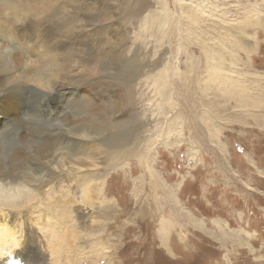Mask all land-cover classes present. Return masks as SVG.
Wrapping results in <instances>:
<instances>
[{
  "label": "rangeland",
  "instance_id": "rangeland-1",
  "mask_svg": "<svg viewBox=\"0 0 264 264\" xmlns=\"http://www.w3.org/2000/svg\"><path fill=\"white\" fill-rule=\"evenodd\" d=\"M72 6L58 18L73 10L85 19L101 12L111 18L83 35L55 20L50 30L41 25L67 66L56 82L82 90L63 104L61 117L82 119L89 100L110 141L90 157L94 168L57 181L72 184L79 258L88 264H264V0H73ZM165 13L167 25L149 23ZM214 51L218 56L207 55ZM162 75L166 86L159 91ZM32 96L28 85L23 128L44 132L53 121L32 117ZM21 132L14 126L0 136L1 159L25 152ZM79 184L102 189L103 196L81 202Z\"/></svg>",
  "mask_w": 264,
  "mask_h": 264
},
{
  "label": "bare ground",
  "instance_id": "bare-ground-1",
  "mask_svg": "<svg viewBox=\"0 0 264 264\" xmlns=\"http://www.w3.org/2000/svg\"><path fill=\"white\" fill-rule=\"evenodd\" d=\"M72 1L0 0V136L7 129L19 126L22 130L19 139L25 147L24 153L15 151L7 161L0 158V264H88L85 258H79L77 220L74 211H70L72 184L56 185L64 177L94 168L90 157L94 153L96 156L100 148L109 149L110 141L104 135L105 126L94 120L96 115L89 100L83 103L82 119L72 120V123L67 117H61L59 111H64L63 104L82 90L65 88L56 82L67 72V66L47 42V33L42 31L41 25L47 23L49 30L56 22L72 25L73 34L83 35L85 28L89 32L105 28L111 24V18L101 12L95 18L85 19L74 10L71 11L73 16L66 20L58 18L61 11L69 12ZM72 7L75 9L76 5ZM188 14L190 25L195 26L198 17L192 11ZM148 19L150 24L163 27L167 25L168 14ZM218 39L222 43L226 40ZM200 45L203 48L202 42ZM211 48L205 46L207 52ZM207 55L218 56L215 51ZM214 67L216 70L211 69L210 73L217 77L221 69L218 65ZM92 70L97 72L98 64L93 65ZM166 80L162 75L159 91H164ZM28 85L33 92L35 113L32 117L43 118L45 114L53 121L48 122L44 132L38 131L37 126H31L28 133L24 131L21 117L25 116ZM36 105L40 106L39 110L44 109V113L38 111ZM4 118L7 122H3ZM79 185H82L79 186L81 202H86L91 194L103 196L102 189L93 192L88 185ZM165 198L160 213L166 211ZM168 223L165 217L161 219L159 232L163 245L167 240ZM101 252L97 250L95 257L99 258ZM7 253L14 259L2 261Z\"/></svg>",
  "mask_w": 264,
  "mask_h": 264
},
{
  "label": "snow or ice",
  "instance_id": "snow-or-ice-1",
  "mask_svg": "<svg viewBox=\"0 0 264 264\" xmlns=\"http://www.w3.org/2000/svg\"><path fill=\"white\" fill-rule=\"evenodd\" d=\"M7 259H14V257H6Z\"/></svg>",
  "mask_w": 264,
  "mask_h": 264
}]
</instances>
